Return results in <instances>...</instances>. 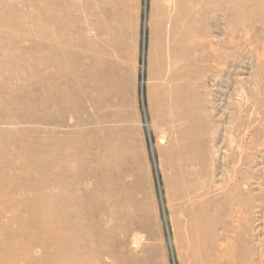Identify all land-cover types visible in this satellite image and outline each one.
I'll use <instances>...</instances> for the list:
<instances>
[{
    "label": "rangeland",
    "instance_id": "1",
    "mask_svg": "<svg viewBox=\"0 0 264 264\" xmlns=\"http://www.w3.org/2000/svg\"><path fill=\"white\" fill-rule=\"evenodd\" d=\"M1 80L0 264H264V0H0Z\"/></svg>",
    "mask_w": 264,
    "mask_h": 264
},
{
    "label": "bare ground",
    "instance_id": "2",
    "mask_svg": "<svg viewBox=\"0 0 264 264\" xmlns=\"http://www.w3.org/2000/svg\"><path fill=\"white\" fill-rule=\"evenodd\" d=\"M52 31L50 30V31H47V32H45V34L46 35H53L54 33H51ZM62 41H64V43L65 44H67V42L69 43V44H71V42H70V40H69V38L67 37V36H62ZM76 43L77 42H75L74 41V43H73V46L74 45H76ZM72 57V56H71ZM71 57H67V56H65V55H63V54H61V53H59V52H57L56 50H54V49H52V47H47L46 49H45V53H44V55H43V62H44V64H46V66L47 67H51V68H54L56 71H58L57 70V68L59 69V66L58 65H61V64H65V62H68V60L71 58ZM50 65V66H49ZM58 66V67H57ZM49 75V73H47V76ZM48 84V87L46 86V88L48 89V90H50V91H52L54 88L52 87V85H50L49 83H47ZM7 85H8V83H7V80H1L0 81V93L2 92V91H4V90H6V88H7ZM56 87V86H55ZM65 93V92H64ZM67 95H62V97H63V102H62V104H61V100L59 101V106L60 105H63L64 104V107L65 108H71V107H73L74 105H75V103H73V102H71L72 104H74V105H71L69 102H68V100H67V97H66ZM49 106H52V107H54L56 104L54 103V102H52V101H50V102H48L47 103ZM1 107H4V105L0 102V108ZM55 107H57V106H55ZM62 110H63V108H61ZM3 113V112H2ZM47 114H48V112H47ZM45 115V117H43V119L41 120V123H48V122H53V121H55V122H58V119L56 120V119H51L48 115ZM36 122V117H33V116H23L22 115V117H16V118H14V117H11V116H7L6 118L4 117V116H1L0 115V124H9V123H24V122ZM35 163H38V164H41V165H43V163H44V160L42 159H39V160H35L34 161ZM29 166H24L21 170H20V173H27L28 174V172H33V171H35L36 169H31V168H28ZM65 168H67V166H64ZM15 170V168L12 166V164L11 163H9V164H7V165H5V166H3L2 167V169H0V177H4V176H6V175H8V174H10L12 171H14ZM74 220L73 221H71L70 220V215L67 213V214H64V215H62V218H61V223H64L65 225H68V224H70V223H72V222H78L79 220H80V215H77V216H74ZM85 230H86V233H90V234H92L93 232H94V228H93V226H89V227H87L86 229L84 228V227H80L79 228V231L77 232V233H75L74 235H72V238H65V239H75L77 236H79V234H81V233H85Z\"/></svg>",
    "mask_w": 264,
    "mask_h": 264
}]
</instances>
